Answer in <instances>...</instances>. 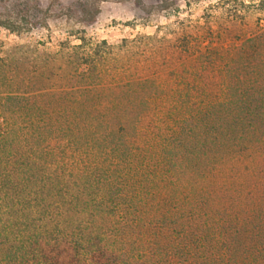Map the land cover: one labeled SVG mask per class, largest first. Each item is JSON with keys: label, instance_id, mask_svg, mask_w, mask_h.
<instances>
[{"label": "trees", "instance_id": "16d2710c", "mask_svg": "<svg viewBox=\"0 0 264 264\" xmlns=\"http://www.w3.org/2000/svg\"><path fill=\"white\" fill-rule=\"evenodd\" d=\"M106 1L119 0H0V28L92 25ZM245 43L235 51L264 49V30ZM121 44L114 57L82 29L51 52L0 44V264H264L263 200L233 209L224 187L243 150L254 157L248 178L264 172V58L225 51L170 78L137 77L125 63L139 43ZM211 71L214 82L202 81ZM199 127L216 153L201 150L195 177L179 162Z\"/></svg>", "mask_w": 264, "mask_h": 264}, {"label": "rangeland", "instance_id": "374dc122", "mask_svg": "<svg viewBox=\"0 0 264 264\" xmlns=\"http://www.w3.org/2000/svg\"><path fill=\"white\" fill-rule=\"evenodd\" d=\"M41 1L45 5L47 0ZM59 1L64 7L74 6L76 2V0ZM261 2L264 0H189L188 4L183 0H168V3L165 4H162L160 0L106 1L100 4L99 14L92 25H68L60 20H52L47 29H40L28 34H12L0 28V44L3 51H6L17 45L35 44L38 41L45 43V47L40 48L41 51L51 52L59 41L66 39L69 31L82 29L85 36L94 42L105 41L107 45L114 47V54H116L114 57L119 56L118 52L121 50L119 48L123 39L139 43L137 48L132 50L133 55L129 61L125 63L132 75L137 77L149 75L160 79L165 76L170 78L172 73L182 70L193 59L202 56L216 59L228 55L225 51L233 52L236 49L246 48L248 46L245 43L246 39L264 30V4ZM159 5H167L166 10H159ZM145 36H157V39L164 37L173 48L170 46V49L167 50L163 47V51L160 52L161 48H157L159 45L155 41L141 38ZM71 41L76 43L73 39ZM185 47H187L186 51ZM150 53H154L153 56ZM234 57L247 59L251 64H256L258 60L264 58V49L263 47H257L255 51L248 49L247 53L235 51ZM150 58L156 63L151 62L152 68L146 71L143 67L147 61L151 60ZM109 66V63L105 65L106 70L110 69ZM116 67L118 66L116 65ZM215 78L211 71L203 75L202 81L211 84ZM208 89L211 92L212 88ZM261 107H264L263 104ZM262 112L264 113V108ZM208 131L211 132V130ZM204 133L206 132L202 127H199L191 135L188 132L187 141L191 144L186 148L190 153L184 152V157L179 162L188 171L195 173V177L204 164L203 161L199 162L197 157L201 155L204 147L211 150L207 153L208 155L216 153L213 131L208 135ZM260 135H264V126L262 130L260 128ZM247 140L256 141L253 136ZM236 150L239 151L237 148ZM239 152L237 155H240ZM241 153L243 161L235 160L229 164L230 182L226 184L224 182V187L228 189L226 195L229 198L228 206L230 208L233 206V209L237 205L246 203L245 199L255 201L257 198H261L264 202V181H259L264 179V172H257L254 178H248L251 176L249 172V170L251 171L250 159L254 157L247 150H243ZM238 192H243V196H240ZM247 192L248 197L245 196ZM263 202L259 203L262 207ZM246 209L242 206L241 219L246 217ZM3 219L5 217H2ZM1 225L2 222H0Z\"/></svg>", "mask_w": 264, "mask_h": 264}]
</instances>
